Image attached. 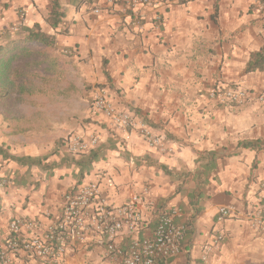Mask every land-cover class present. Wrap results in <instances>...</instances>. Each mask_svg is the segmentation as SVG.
<instances>
[{"label": "crops", "instance_id": "1", "mask_svg": "<svg viewBox=\"0 0 264 264\" xmlns=\"http://www.w3.org/2000/svg\"><path fill=\"white\" fill-rule=\"evenodd\" d=\"M60 3L64 24L54 29L46 21L49 0H0V45L16 38L13 30L37 24L56 37L49 73L57 78L53 101L41 103L54 110L53 117L41 120L32 138L25 134L33 141L25 155L1 142L0 147L15 156L41 157L46 164L44 143L61 141L55 145L56 165L50 167L24 166L0 154V246L15 217L48 223L64 193L98 181L113 205L141 195L144 232L164 211H178L175 220L187 227L182 249L163 264H264V231L251 222L264 199V102L257 99L264 71L245 72L251 53L264 45V0H161L157 9L139 8L143 32L119 4ZM155 12L164 17L161 25ZM233 84L248 90L243 105L210 98L214 87ZM96 86L117 107L136 112L135 128L116 130L92 109ZM142 126L161 143L150 144L139 132ZM69 134L99 137L93 149L98 158L83 172L75 163L79 157L71 159L64 149ZM29 167L42 179L35 174L27 181L23 169ZM144 187L150 201L142 195ZM226 205L237 213L218 221V209ZM221 231L224 241L204 261L205 245ZM97 238L90 235L88 244L70 251L63 264H118ZM15 264L39 262L19 256Z\"/></svg>", "mask_w": 264, "mask_h": 264}, {"label": "built area", "instance_id": "2", "mask_svg": "<svg viewBox=\"0 0 264 264\" xmlns=\"http://www.w3.org/2000/svg\"><path fill=\"white\" fill-rule=\"evenodd\" d=\"M106 5L119 4L127 13H132L131 23L138 31L145 30V23L138 15L141 6L157 9L161 0H105ZM95 13L100 9L95 8ZM155 18L161 25L164 17L155 12ZM210 98L224 105H243L248 100V90L244 87H214ZM257 99L264 102V90ZM92 109L107 117L114 129L129 132L136 127V112L128 107H117L99 88H94ZM139 132L150 144H160L158 136L142 126ZM99 145V137H84L69 134L63 140V146L71 159L78 158ZM142 195L150 201L148 187ZM142 198L133 194L120 204L113 205L104 196L98 181L82 182L64 193L56 215L48 223L40 220L15 217L8 226V237L0 246V264H15L16 258L36 261L39 264H63L72 250L87 245L90 235L97 236L108 255H113L118 264H163L166 260L180 254L186 225L175 220L178 211H164L160 214L156 226L144 232L147 221L139 209ZM260 207L251 214L254 228L264 231V199ZM237 213L233 205L218 209L217 220L223 221ZM225 239L224 232H217L211 242L205 245L203 260L219 248Z\"/></svg>", "mask_w": 264, "mask_h": 264}, {"label": "rangeland", "instance_id": "3", "mask_svg": "<svg viewBox=\"0 0 264 264\" xmlns=\"http://www.w3.org/2000/svg\"><path fill=\"white\" fill-rule=\"evenodd\" d=\"M13 31L14 35L11 36L16 37L14 40L23 37L22 31L17 29ZM27 47L31 52L25 55V66L28 67L25 69V76L16 80L12 85L10 96L0 98V142L18 155H25V148L33 144V141L25 140V134L29 139L32 138L34 127L41 120H48V117H53L54 110L44 109V105L41 103L53 101V89L55 80H57L54 76L55 73H49L54 61L53 46L46 47L42 44L40 46L39 43L33 42ZM57 74L59 77L60 73ZM93 93L94 89L92 96ZM60 143L61 141L44 143L46 152L42 155H49V159H46L48 162L45 161L50 166L56 165L55 145H60ZM56 153L58 154V151ZM23 171L28 178L27 181L35 174L41 178L40 174L42 173L34 172L31 167L23 169ZM49 173L51 172L49 171ZM48 174L47 179L50 177ZM112 180L114 181V179Z\"/></svg>", "mask_w": 264, "mask_h": 264}, {"label": "trees", "instance_id": "4", "mask_svg": "<svg viewBox=\"0 0 264 264\" xmlns=\"http://www.w3.org/2000/svg\"><path fill=\"white\" fill-rule=\"evenodd\" d=\"M51 5V11L46 18V21L56 29L59 25L64 24V10L60 3V0H49ZM215 4V9H217ZM23 37L18 40H10L4 45H0V98H4L11 95L12 85L16 80L25 76V55L30 54L31 50L27 45L33 42L42 43L44 46H54L55 35H49L41 30V28L35 24L31 28L22 29ZM103 70L107 77L109 73L106 69V62L104 61ZM264 71V45L257 51L251 53L247 62L245 72ZM232 87H236L233 84ZM257 143H248L249 146H255ZM0 154L5 158H10L21 165H39L48 167L49 165L43 164L41 157L31 156H15L7 153L0 147ZM98 158V153L94 150L82 155L79 159L75 160V163L80 167L82 172L85 169H89L92 163ZM213 158H216L214 155ZM214 161V159H213ZM162 168H165L161 166ZM200 191H197L199 194Z\"/></svg>", "mask_w": 264, "mask_h": 264}]
</instances>
